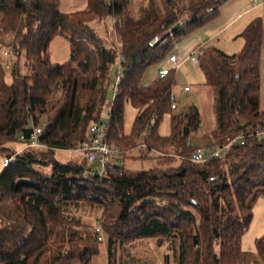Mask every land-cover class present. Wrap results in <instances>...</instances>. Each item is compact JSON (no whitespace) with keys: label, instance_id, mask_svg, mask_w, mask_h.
<instances>
[{"label":"trees","instance_id":"1","mask_svg":"<svg viewBox=\"0 0 264 264\" xmlns=\"http://www.w3.org/2000/svg\"><path fill=\"white\" fill-rule=\"evenodd\" d=\"M132 2L85 0L83 9L63 13L60 0H0V35L14 36L10 71L0 62L1 165L10 159L0 173V264H92L101 250L95 228L109 262L117 247L155 239L169 246L175 264H264V234L255 239L254 252L241 248L253 208L264 198L260 19L239 33L237 53L205 45L194 49L214 101L215 126L202 136L204 146L245 137L242 145L230 144L223 158L200 161L194 155L201 143H192L201 124L198 108L171 109L174 70L148 85L141 79L174 42L215 20L226 0H144L134 9ZM107 17L118 50L89 26ZM56 37L69 45L63 63L49 58ZM118 70V92L108 103ZM126 103L136 111L129 133ZM107 108V143L122 151V159L108 164L104 174L84 160L56 161L55 151L83 143ZM164 117L167 135L159 133ZM36 127L42 129L41 147H27L19 138L27 139ZM18 140L24 149L16 153L10 145ZM136 148L155 154L159 166L127 168L126 151ZM174 158L177 165H170ZM32 165L49 167L50 175ZM70 204L97 208V224L68 216Z\"/></svg>","mask_w":264,"mask_h":264},{"label":"rangeland","instance_id":"2","mask_svg":"<svg viewBox=\"0 0 264 264\" xmlns=\"http://www.w3.org/2000/svg\"><path fill=\"white\" fill-rule=\"evenodd\" d=\"M159 3V0H157ZM262 0H234L224 5L220 9L219 15L212 22L198 28L193 34L174 42L166 58L160 63L152 65L144 73L141 84L148 85L158 77V70L166 68L174 70L175 85L172 89L176 97L177 107L173 112H179L189 105H195L200 113L201 124L196 139L192 143L204 146L202 141L203 135L210 134L215 126V116L213 108V93L210 87L204 85V76L196 66L193 59L194 49L198 45L215 47L227 54H234L240 50L242 40L238 37L237 32L249 21L251 16H257L262 24V47L260 58V109L264 111V7L254 12H244L252 2L260 3ZM135 1L131 3L134 9ZM85 0H60L59 10L63 13L74 12L83 9ZM223 6V5H222ZM137 7V6H136ZM237 17V19H235ZM89 26L94 29L97 35L103 40L106 46H113L115 50L119 49L118 39L113 31V21L107 17L101 21H92ZM1 29V17H0ZM13 35H0V41L3 44L0 49V62L4 65L6 71H10V66L14 63V57L10 49L13 42ZM7 52L6 55L4 53ZM48 54L52 63H63L69 56V45L64 37L54 38L48 47ZM170 55H175L179 67H174L168 60ZM22 73L24 72L21 69ZM113 81L108 87L107 102H112ZM184 86L189 87V91H183ZM108 109H104L101 114V121L107 122ZM136 116L135 109L129 103L124 106V132L129 133ZM159 133L167 135L169 133V118L164 117L160 126ZM16 153L24 149L23 143L19 140L10 145ZM54 159L60 163L69 161L81 162L82 159L77 154L68 150H56ZM176 161L170 165H177ZM159 159L155 154H145L139 148L126 151V167L139 171L151 167L159 166ZM31 168L44 176L50 175L49 167L32 165ZM2 171L0 157V173ZM68 216L78 219L85 224L95 226L96 219L99 217L97 208L85 204H70L66 209ZM264 234V198L261 197L253 208V217L248 229L244 232L241 239V248L246 252H254L255 239ZM100 243V254L93 258L92 264H175L173 251L167 244L158 246L155 239L140 240L131 245L119 246L112 253L110 262L108 261L105 240ZM167 256V259L166 257ZM168 261V263H167Z\"/></svg>","mask_w":264,"mask_h":264},{"label":"built area","instance_id":"3","mask_svg":"<svg viewBox=\"0 0 264 264\" xmlns=\"http://www.w3.org/2000/svg\"><path fill=\"white\" fill-rule=\"evenodd\" d=\"M7 52L4 53L6 55ZM197 52H193V59L196 61ZM169 62L174 67H179L177 58L175 55H170L168 57ZM168 69L161 68L158 70V77H164L168 74ZM121 77V71H117V79L113 86L112 98L117 95L118 92V82ZM183 91H189L188 86L182 88ZM171 109L177 107L176 97L171 94ZM41 127H36L33 129L32 134L26 139L23 136H20L19 140L25 142L27 147H41L38 137L41 134ZM107 131L108 125L106 122H96L89 126L87 131L86 140L78 145L75 149L71 150L73 153L80 156L88 165L93 166L97 173L104 174L106 172V167L108 164H111L122 159V151L114 146L107 143ZM245 140L244 136L239 135L236 139H227L226 144L224 145H211L207 146H198L196 154L199 155V160L204 161L206 159L215 157L223 158L228 153V147L234 141H237L239 144H243ZM144 147V146H142ZM10 162V159H3L2 167H5ZM94 232L97 234V240L99 242L103 241L102 234L99 228H95Z\"/></svg>","mask_w":264,"mask_h":264},{"label":"crops","instance_id":"4","mask_svg":"<svg viewBox=\"0 0 264 264\" xmlns=\"http://www.w3.org/2000/svg\"><path fill=\"white\" fill-rule=\"evenodd\" d=\"M133 2L135 1V3H136V5H135V8H136V6L137 7H139L141 4H142V2L144 1V0H132ZM232 1H234V0H226V2L223 4V6L222 7H224V5H226V4H228L229 2H232ZM221 7V8H222ZM262 7H264V0H262L260 3H256V2H252V4L251 5H249V7L244 11V12H242V14H240L238 17H240L241 15H243V13H245V12H249V14L251 13V12H254L255 10H258V9H260V8H262ZM257 16H251L250 18H249V21H247L246 22V24H244V26L241 28V30L239 31V32H237V35H239V33L244 29V27L251 21V20H253L254 18H256ZM235 19H237V17L235 18ZM241 44H242V42H241ZM241 48V47H240ZM261 75V74H260ZM261 100V99H260ZM260 105H261V101H260ZM261 107V106H260Z\"/></svg>","mask_w":264,"mask_h":264},{"label":"water","instance_id":"5","mask_svg":"<svg viewBox=\"0 0 264 264\" xmlns=\"http://www.w3.org/2000/svg\"><path fill=\"white\" fill-rule=\"evenodd\" d=\"M194 159H195V160H199V155L195 154V155H194Z\"/></svg>","mask_w":264,"mask_h":264}]
</instances>
